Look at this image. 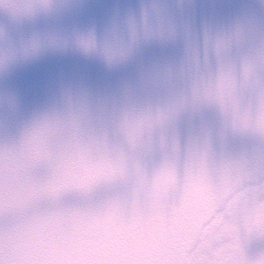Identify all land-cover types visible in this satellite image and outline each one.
Returning a JSON list of instances; mask_svg holds the SVG:
<instances>
[{"label":"clouds","instance_id":"1","mask_svg":"<svg viewBox=\"0 0 264 264\" xmlns=\"http://www.w3.org/2000/svg\"><path fill=\"white\" fill-rule=\"evenodd\" d=\"M86 9L0 0V264H264V0Z\"/></svg>","mask_w":264,"mask_h":264},{"label":"water","instance_id":"2","mask_svg":"<svg viewBox=\"0 0 264 264\" xmlns=\"http://www.w3.org/2000/svg\"><path fill=\"white\" fill-rule=\"evenodd\" d=\"M84 17L91 16L103 21L112 6L116 4H134L137 0H86ZM219 0H197L201 6L216 3ZM87 79L101 82L103 73L95 62H85L78 57H48L27 68L16 72L12 85L29 102L40 101L47 92L64 80Z\"/></svg>","mask_w":264,"mask_h":264}]
</instances>
